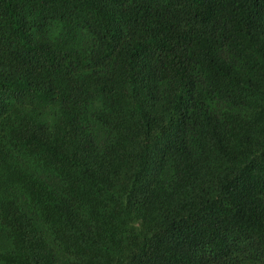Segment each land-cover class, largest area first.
<instances>
[{
  "label": "trees",
  "instance_id": "obj_1",
  "mask_svg": "<svg viewBox=\"0 0 264 264\" xmlns=\"http://www.w3.org/2000/svg\"><path fill=\"white\" fill-rule=\"evenodd\" d=\"M0 264H264V0H0Z\"/></svg>",
  "mask_w": 264,
  "mask_h": 264
}]
</instances>
